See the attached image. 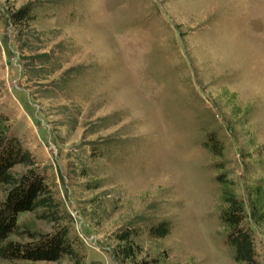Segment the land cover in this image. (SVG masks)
<instances>
[{
  "label": "rangeland",
  "instance_id": "rangeland-1",
  "mask_svg": "<svg viewBox=\"0 0 264 264\" xmlns=\"http://www.w3.org/2000/svg\"><path fill=\"white\" fill-rule=\"evenodd\" d=\"M0 114L84 264H242L218 218V158L202 143H221L248 215L246 187L264 186V0H0ZM38 213L16 222L50 232ZM163 220L169 233L151 237ZM244 224L264 264L262 230ZM126 227L131 259L115 250Z\"/></svg>",
  "mask_w": 264,
  "mask_h": 264
},
{
  "label": "trees",
  "instance_id": "trees-1",
  "mask_svg": "<svg viewBox=\"0 0 264 264\" xmlns=\"http://www.w3.org/2000/svg\"><path fill=\"white\" fill-rule=\"evenodd\" d=\"M5 118L0 114V258L7 264H24V261H56L66 256L72 264H84V254L80 242L70 235L66 224L58 222L59 203L45 182L43 174L35 167V161L14 134L7 132ZM203 146L216 158V181L219 186L218 218L225 232V243L232 250L234 261L242 264H261L253 246L252 231L244 224L246 217L264 235V186L255 181L245 189L247 214L243 201L237 196L234 181L224 170L222 145L214 133L207 134ZM25 165V169L15 174L10 169L16 165ZM39 209L38 218L51 222L50 232L36 233L21 228L16 222L20 212H34ZM170 223L160 221L147 228L153 238H162L169 233ZM10 234H23L25 240H8ZM136 235L133 228H121L116 233L115 250L123 258H133L136 250L132 237ZM115 251V252H116Z\"/></svg>",
  "mask_w": 264,
  "mask_h": 264
}]
</instances>
